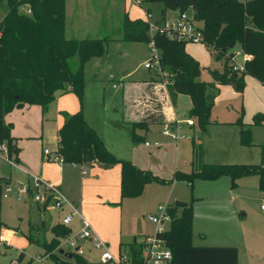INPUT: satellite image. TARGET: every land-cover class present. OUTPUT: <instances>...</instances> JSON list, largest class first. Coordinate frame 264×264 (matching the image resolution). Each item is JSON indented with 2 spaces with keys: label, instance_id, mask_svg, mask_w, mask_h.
Returning <instances> with one entry per match:
<instances>
[{
  "label": "trees",
  "instance_id": "1",
  "mask_svg": "<svg viewBox=\"0 0 264 264\" xmlns=\"http://www.w3.org/2000/svg\"><path fill=\"white\" fill-rule=\"evenodd\" d=\"M7 12L0 21V144L5 143L9 154L16 156L19 150L13 144L12 126L4 117L14 109L26 106L47 108L57 92L74 94L80 110L67 116L58 131V147L55 151L62 163L82 166L99 163L120 166L121 199H135L142 195L144 187L153 182H164L150 172L142 171L131 162L117 159L85 121L83 96L85 90V65L94 58L106 54L109 39L67 40L64 36L65 0H6ZM143 3L159 4L160 18L165 21L167 11L192 13L203 25L202 45L216 62H223L222 71H209L212 81H199L202 68L185 52L186 44L156 33L153 36L159 52V65L167 75V89L172 104L179 95L190 99L188 120H194L204 132L210 124V114L219 86H231L236 93L245 88L246 76L256 79L264 86V0H142ZM28 7L29 13L20 12ZM149 13V11H147ZM148 24L140 19L123 21V41L126 43H149ZM236 46L251 56L245 63L244 72L233 70L228 53ZM243 111L236 121L240 128V145L252 146L251 126H261L264 117L257 114L251 125L242 122ZM193 125V124H192ZM137 126V125H136ZM135 126V127H136ZM144 129V124H139ZM146 128V126H145ZM133 141L143 138L131 132ZM223 176L231 178V187L243 177L256 176L258 190L264 193V146L260 149V163L248 164H201L190 173L176 171L173 180L186 182L191 187L194 180L215 181ZM8 181L0 178V210L4 187ZM181 210L180 215L177 212ZM169 229L156 233L172 253L170 264H238V251L234 247H195L192 245L191 203L177 201L168 208ZM2 223L0 221V227ZM54 239L49 251L60 245V239L69 230L56 225L52 229ZM28 241H32L28 237ZM132 264L142 263L143 244H129ZM55 257V256H53ZM67 259V258H66ZM57 264H102L87 262L81 255L72 254L71 259H54ZM73 261V263L69 261Z\"/></svg>",
  "mask_w": 264,
  "mask_h": 264
},
{
  "label": "rangeland",
  "instance_id": "2",
  "mask_svg": "<svg viewBox=\"0 0 264 264\" xmlns=\"http://www.w3.org/2000/svg\"><path fill=\"white\" fill-rule=\"evenodd\" d=\"M238 1L245 2L244 0ZM67 6L69 9L67 37L69 39L114 40L122 37L121 42L110 41L106 54L101 58L91 59L84 69V81L86 85V92L84 90L85 108L88 115H92L94 124L100 129L98 134L101 136L99 137L109 148L110 152H112L111 150L115 152H112V154L117 159L129 161L138 169L148 171L155 178L164 182L163 184L153 182L148 184V186L146 185L143 190L144 193L142 192L143 196L139 200L120 199L123 202L121 201V208L119 209V203L110 205L101 202L103 200L98 196L100 184L97 181L93 183L94 186L90 185L88 187L85 182L81 181V169H73L70 165L66 164L64 167L66 174L64 183H70L73 187L70 188V195L71 192H74L77 197V190L80 191L81 184H84L86 188L83 204L76 201L80 215H82L81 206H88L90 216L88 218L82 216L89 222L96 235L101 236V239L104 235V240L100 239L101 242L105 244L109 243L105 238L110 233L118 232L122 243H125L131 238V234L135 229L141 230V233L144 234H155L158 228L147 219V216L149 214H156L160 206L168 208L173 205L174 200L190 202L194 198V195H199L203 199L199 205V214L210 216L208 218L201 217V221L203 222H199L196 225L205 232V244L210 247L224 246L236 248L239 252V264H264V214L260 209V206L264 205V194L258 191V179L256 176L239 179L234 189L231 187V178L228 176H223L214 182L194 180L193 187L191 188L184 181L176 182L173 180L176 172L174 166L176 159L179 163L177 170L183 173H190L188 165L192 159V154L191 142L188 138H184V140L178 143L179 153L176 154V143L170 137L162 136L161 132L163 129L153 128L148 136H141L144 140L133 141L127 130L117 127L115 123L117 115L114 110L107 109L103 115V98L105 100V107H110V99L112 98L115 101V97H118L120 92L119 89H114V86L116 87L118 84L117 80L121 77V74L126 75L130 72H134L137 78L146 79V84L152 85L150 86L152 89H147V93L151 97L144 101L145 103L147 101L146 106L148 105V108L155 107V114L163 111L162 109L165 105H168V100L169 104H172L168 89L163 85V80L152 71L143 69V64L150 60L148 44L132 43L130 45V43L123 42V21L125 16L130 20L140 19L144 21L147 19V11L145 9L150 7L151 13L149 10V14H152L150 22H153L160 17L161 6L159 4L146 6L142 0H67ZM27 8L21 7L19 10L20 12H26L25 9ZM7 9V1L0 0V19L5 16ZM174 16L175 14L172 11L167 12V18ZM76 25L80 26V30L72 34V29ZM199 25L203 27L201 23ZM186 51L196 56H206L202 44H186ZM227 57L230 58V56ZM230 63L233 68V63L231 61ZM208 65L206 68L202 67L199 78L200 81L206 83L211 81L209 71L218 69L219 67L211 59ZM252 93L255 97L252 99V104L257 100L264 105V97L256 91H252ZM111 94L113 96L110 98ZM231 102L224 95L215 110V114L217 113L218 117H223L221 119L225 123H230V117L231 119L233 118V113L227 111ZM228 112L229 115L227 114ZM256 114L258 112L251 116L249 124H252V120ZM179 119L181 118L178 117ZM15 120L18 124L15 128L19 130L23 128L25 121L29 122L26 116L25 118L20 117ZM89 120L90 122L92 121L90 118ZM54 121L55 118L51 121H43V143L39 140H22L30 142L27 144V152L33 160H35L37 149L42 150V153L39 155V162H43L41 160L44 159L51 174L58 172V166L62 164L46 160L43 155L45 149L51 151L57 150H55V127L52 124ZM31 122L35 124L34 119ZM183 123H186V120ZM228 126L230 125L226 126L224 136L232 137L233 131ZM250 130L253 148L244 151L247 152L244 160L251 159L249 160L250 162L248 161V164L256 165L260 163V149L264 146V126H251ZM213 132L219 134L220 131H213L212 129L210 135ZM145 141L151 144L157 143L162 147L159 151L160 155H155L150 161L145 159L143 154L151 153L153 148H145ZM223 157L231 159L230 156L223 155ZM207 159L210 160V156ZM118 167V164H114L109 171H114ZM67 169L71 171L68 172ZM8 171V165L0 160V174L8 173ZM90 176H92V173L89 172L88 177ZM10 177L11 183L8 179L0 177L8 181V186L11 189L7 198H3V196L1 198L0 221L3 228L10 229L9 231L11 233L14 232V235L11 237L12 242L1 250L0 264H57L54 260L56 258L68 261L63 255L59 254V250L68 254L76 253L69 246V240L76 237L80 232L81 227L78 224V220H73L70 227H68L71 232H69L67 238L60 239V245L55 250L49 251L48 244L53 236L48 226L56 221L61 222L62 215L58 218L51 209H49L50 211H45V213L41 212L39 205L33 200V196L37 192L34 191L32 193L31 191V188H34L32 178L29 181L27 175L15 169H12ZM28 186H30V189H28ZM17 187H19L18 189L27 188L28 194L21 196L16 190ZM110 190L112 193H116L112 185ZM41 221H45L46 225L41 224ZM169 225L170 222L166 221L161 225V231H167ZM45 226L46 231L42 232ZM33 230L41 233V236H34ZM136 235L139 236H133V239L134 237L137 241L142 239L141 234ZM28 237H31L33 242H29ZM197 238L194 235L195 241ZM133 239H130L128 242H131ZM110 241L112 242V240ZM193 243L195 242L193 241ZM76 246L80 248L81 256L87 262H100L101 251L95 249L91 241L78 240ZM120 251H112L111 253L115 256H118V253L125 255L123 248ZM21 256L23 258L20 260ZM69 262L73 263L72 260Z\"/></svg>",
  "mask_w": 264,
  "mask_h": 264
},
{
  "label": "crops",
  "instance_id": "3",
  "mask_svg": "<svg viewBox=\"0 0 264 264\" xmlns=\"http://www.w3.org/2000/svg\"><path fill=\"white\" fill-rule=\"evenodd\" d=\"M244 1H247V0H244ZM145 5L151 6L152 4L145 3ZM25 10H26L25 13L28 14L29 8H27ZM64 10H65L64 11L65 12L64 36L67 40H77L74 38L69 39L67 37V33H68V29H69L68 28L69 9L67 6V0H65ZM149 10L151 13L150 7H147L145 9V11H149ZM167 12H169V11H167ZM167 12L165 14V19H167V20L171 19V18H175L177 13H178L177 11H175V12H173L175 14L174 17L167 18ZM159 19H161V18L158 17V19H156V21ZM1 20L2 19H0V21ZM79 30H80V26L76 25L72 29V34H74L75 32H78ZM110 41L111 42L112 41L121 42L122 37L119 39H114V40L110 39ZM124 43H126V42H124ZM130 45H132V43H130ZM195 45H197V44H195ZM204 50H205L206 56H203V55H197L196 56V55H193L190 52L186 51V46H185V52L190 57H192L195 61H197L201 68L202 67L206 68L207 66H209L208 63H209L210 59H211V61L213 60V58L211 57L209 52L205 49V47H204ZM228 55L230 56V58H231L230 61L233 64L240 65V66L244 65L246 62H249L251 60V56L243 54L240 51L238 46H236L232 51H230L228 53ZM214 62L217 63L219 65V67H218V69H213L210 71L216 70V71L221 72L222 68H223V62H216V61H214ZM111 79H113V78H111ZM145 80L146 79L135 77L134 72L127 73L126 75L121 74V77L117 80L118 84L116 85V87L114 86V89H119L120 92L118 94V97H115V101H113V99L111 98L113 95L112 94L110 95V98H111L109 101L110 107L109 106L107 108L105 107V105H104L105 100L103 98V115L107 111V109L114 110L116 115H117V118L115 121L117 127L119 129L127 130L130 133V136H131V132L133 130V127H134V132L137 135L141 134L140 136H142V135L148 136V134H150V132L153 128H158L159 130L163 129L161 132L162 136H164L163 132L165 130H167L169 132V134L178 135L179 138H177V139H173L170 136H164V137H170V139L172 141H174V143H176V147H175L176 154L179 153L178 143L180 141L184 140V138H188L191 142V154H192V159L188 165L190 167V172L198 170L200 168L201 164H248V161L251 159L244 160L246 157V154H247V152H244V151L246 149L253 148V144L251 147H243L240 145V142H239L240 141L239 140L240 139V136H239L240 128L235 123L238 120V118L240 117L241 111H243V116H244V117H242V122L245 125H251V124H249L250 118L256 112H258V114L262 113L261 115H263V117H264V105L257 100L255 103L252 104V99L255 98L252 91H256L257 93H259L261 96L264 97V86H262L256 79L249 77V76H246L244 78L245 88H244V91L242 93H236L231 86L224 85V86L218 87L219 93L214 100V106L211 110L210 124L207 126V128L204 132H201L197 128L196 123L193 119L192 120L187 119L186 116H187L188 111L191 109V102H190V99L186 96L179 95L174 104H171V103L169 104V100H168V105H165V107L162 109L163 111H161V113L155 114L156 113V109H154L155 107L154 108H148V105L146 106L147 101L145 103L144 100L147 98L149 99L151 97V96H149V93H147V89L148 88L152 89V87H150L152 85L146 84ZM199 81H200V79H199ZM211 81H212V79H211ZM249 87H250V89H249ZM85 92H86V89H85ZM85 92H84V97H83V103L84 104L82 106L83 115H84L86 123L92 129H94L95 132L98 134L100 129L98 128V126L96 124H94V121H93L94 119H93L92 115L91 114L88 115V113L86 112ZM224 95L227 99H230L232 101L229 104L228 109H227V111H231L233 113V118L231 119V117H230V123H225V121H223L221 119L223 117H218V114L217 113L215 114L216 107L219 104L220 99ZM237 102H239V103L236 104ZM240 103H241V105H240ZM166 104H167V102H166ZM79 110H80V103L74 94H72L70 92H67V93L57 92L55 95L54 101L50 105H48V107L45 109L40 107V106H26L25 105L21 109H14L11 113H9L8 115H6L4 117V122L6 124H10L12 126L11 137L14 139L13 144L19 150V153L17 155V160H18L17 162H18L19 167L21 168L19 171L24 173L25 175H27L29 181H30V178H32V177H39L46 182L54 184L57 187V189L60 191V193L70 203L74 204L76 207H77L76 201L83 204V197L85 196V189H86L85 185L84 184L80 185V191L77 190L78 191L77 197L75 196L74 192H71V195H70V192H69L70 188H73V187L71 186L70 183L69 184L64 183V179H65V175H66L64 172V167L66 166V163H62L61 165H59L58 166V172H56L55 174H51V172H49L48 165H46L44 162V159L41 160L43 162H39V155H40V153H42V150L40 151V149H37V153L35 155V160H33L32 157H29L30 154L27 152V147H28L27 144L30 142L22 141V140L24 139V140H31V141L32 140L42 141L43 140V121H51V120H53V118H55V121L52 124L55 127V143H56L55 144V146H56L55 150H56L58 147V131L62 127V125L65 121V118L67 116H71V115L76 114L77 112H79ZM227 114L229 115V112ZM25 116L29 122L25 121L23 123L22 129H20V130L16 129L15 127L18 124L16 123L15 119H18L20 117L25 118ZM88 116H90V117H88ZM177 116L181 119L178 120ZM89 118L92 120L91 122H90ZM32 119H34L35 124H33L31 122ZM185 120H186V123H183V121H185ZM252 122H253V120H252ZM139 124H144V127H143L144 129H142V127H139L138 126ZM227 125H230L228 127H230V130L233 131L232 137L224 136L225 135L224 130H226ZM145 126H146V128H145ZM262 126H264V121H263V124L261 126H258V127H262ZM212 129H213V131H217V130L220 131L219 134H216L213 132V134L210 135ZM98 136H101V135L98 134ZM42 143H43V141H42ZM144 146H145V148H150V149L153 148V150H151V153H144L143 154L145 159L150 161L151 159H153V157L155 155H160L159 151L162 149V147L160 145H158L157 143L151 144V143L145 141ZM107 149L109 150L108 147H107ZM45 150H48L50 153L55 152V151H51L49 149H45ZM111 151L113 153H115L113 150H111ZM223 155L230 156L231 159H225L223 157ZM208 156H210V158H211L210 160L207 159ZM252 162H254V161L252 160ZM67 165H70V164H67ZM248 165H253V164H248ZM70 166L73 169H77V170L81 169V172H82L81 173V181L85 182L88 187L90 185L94 186L93 183H95L96 181L100 184L99 190H98V192H99L98 196L103 200L101 202L106 203V204H110V205L119 203L120 206H118V208L119 209L121 208L120 203L122 200L120 201V199H121V195H120V181H121L120 166L114 171H109L111 166H109L108 168H105V165L99 164V163L84 164L82 166H76V165H70ZM174 166L176 168L175 171H180V170H177V168H179L178 167L179 163H178L177 159L174 162ZM67 170H68V172L71 171L69 169H67ZM11 171H12V169L9 168L8 173L0 174V177L8 179L9 182L11 183V177H10ZM68 172H66V173H68ZM89 172L92 173V176H90V177H88ZM180 172H182V171H180ZM115 175H116V177H115ZM212 182H214V181H212ZM102 185H103V187H102ZM111 185H112L113 190L116 191L115 194L112 193L110 190ZM64 186H67V187H64ZM257 186H258V183H257ZM28 187H30V186H28ZM192 187L193 186H191V188ZM18 188L19 187H17V189H16L17 191H18ZM262 194H264V193H262ZM142 196H143V194L141 196H139L138 198L129 199V200H139L140 198H142ZM202 200H203L202 197H200L199 195H196V196L194 195V198H192L190 202H185V203H191V206H192V245L195 247H210V246L205 244V242H206V237L204 235L205 232L203 231V229L201 230L200 228H198L196 226L199 222H203V221H201V217L202 218L210 217L209 215L202 216L201 214H199V205H200ZM177 201H179V200H174L173 205L170 206V204H168V206L173 207ZM179 202H183V201H179ZM261 206H264V205H261ZM170 207H168V208H170ZM39 208L41 209V212H43V213H45V211H50L49 209H51L50 206L45 208L44 206H41V205H39ZM77 209H78V207H77ZM51 211L55 212V214L57 215L58 218H60L62 215L61 219L63 217H65L66 214L68 213L67 208H64L62 211H59V212H57L53 209H51ZM113 211H117V210H113ZM180 213H181V210H179L177 212V215L179 216ZM81 214L84 217L88 218L90 216L89 207L88 206H81ZM154 214H149V215H154ZM75 219L78 220V224L80 226L79 219L77 217L73 218V220H75ZM73 220H72V222H73ZM72 222L67 227H65L64 225H62L61 222H58V221H56L55 223H52L50 226H48V229L53 236L52 239H54V237H55L54 234L52 233V230H51L54 226H56V225L60 226L61 225L64 228H67L69 230V232H71V230L68 227H70ZM40 223L41 224L43 223L44 225H46L45 221H41ZM32 226H35V225H32ZM1 227L3 228V225ZM4 229H6V228H4ZM43 231L44 232L46 231V226L42 229V232ZM164 231L165 230H163V232ZM141 232H142L141 230L135 229V231L131 234L130 239H133V236H139L136 234H141L142 239L137 241V239L134 237V239L131 242L136 241V242L142 243L146 238L154 235V234H144ZM33 233H34V236H36V237L41 236V233H38L37 231L35 232V230H33ZM13 235H14V232L12 233L11 237ZM68 235H69V233H68ZM194 235L198 237L196 241L194 240ZM98 238L101 239V236H98ZM103 238H104V235L102 236L101 240H104ZM105 239H107L109 241V243L107 242L106 245L108 246V249L110 252H112V251L121 252L120 250L123 248L124 252H125L124 254L126 256L130 255L129 244L131 242H128L130 239L127 242L122 243L121 236H119L118 232L110 233V235L107 236ZM109 239L112 240V242ZM10 240L12 242V239H10ZM193 241L195 243H193ZM32 242H33V240H32ZM220 247H224V246H220ZM74 252H75V250H74ZM119 254L120 253H118L117 255H119ZM238 259H239V252H238ZM239 263H240V260H239L238 264Z\"/></svg>",
  "mask_w": 264,
  "mask_h": 264
},
{
  "label": "built area",
  "instance_id": "4",
  "mask_svg": "<svg viewBox=\"0 0 264 264\" xmlns=\"http://www.w3.org/2000/svg\"><path fill=\"white\" fill-rule=\"evenodd\" d=\"M147 19L144 21L148 24V51L150 60L143 64V68L147 71H152L155 75L163 80V85L166 88L169 84L167 75L162 72L159 65V52L156 48L153 36L156 33L163 34L169 39L183 42L185 44H202V26L199 25L192 13L184 12L177 13L175 18L165 19L160 24H155L156 20L150 22L152 16L146 13ZM234 65L233 70L241 73L245 70V64L240 66ZM164 136H170L173 139L179 138L178 135L169 134L167 130L163 132ZM148 145V144H147ZM43 155L46 160H52L62 163V159L54 153H50L48 150H44ZM0 160L5 162L10 169L20 170L21 168L16 161V156L10 155L8 147L5 143L0 144ZM34 188H31L32 193L36 191V195L33 196L35 203L44 206L45 208L50 206L51 209L59 212L64 208L68 209V213L62 218L61 223L64 226H68L73 218L77 217L80 221V232L79 234L69 240V246L75 250L76 253L81 255V250L76 246L78 240H89L93 247L101 251L100 263L102 264H132L130 255H113L108 246L101 242L98 236L94 233L89 222L83 218L77 207L70 203L57 189V187L49 182L42 180L39 177H32ZM30 189V187H28ZM11 192L10 186H6L3 189V198H7ZM19 194L26 196L28 194L27 188L18 189ZM264 214V206L260 207ZM147 219L154 224L158 229L155 234L151 237L146 238L142 244V263L141 264H170L172 259V253L169 248L166 247L165 242L156 237V233L161 231V225L166 221L170 222V216L168 214V208L160 206L158 211L154 215L147 216ZM12 233L0 227V254L3 247L8 246L11 242Z\"/></svg>",
  "mask_w": 264,
  "mask_h": 264
},
{
  "label": "water",
  "instance_id": "5",
  "mask_svg": "<svg viewBox=\"0 0 264 264\" xmlns=\"http://www.w3.org/2000/svg\"><path fill=\"white\" fill-rule=\"evenodd\" d=\"M108 167H109V165H105V168H108ZM59 254L63 255L67 259H71L72 258V254L64 253L62 250H59ZM22 258H23V256L20 257V260Z\"/></svg>",
  "mask_w": 264,
  "mask_h": 264
}]
</instances>
